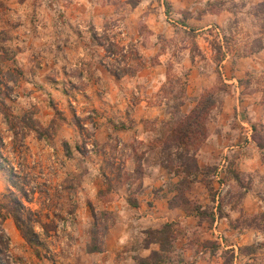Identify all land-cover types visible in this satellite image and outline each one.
Segmentation results:
<instances>
[{"label":"rangeland","instance_id":"374dc122","mask_svg":"<svg viewBox=\"0 0 264 264\" xmlns=\"http://www.w3.org/2000/svg\"><path fill=\"white\" fill-rule=\"evenodd\" d=\"M262 50L264 0H0V264H140L151 239L145 231L153 228L143 229L118 209L138 205L152 166H174L152 183L164 177L172 205L210 221L209 237L189 235L197 252L211 250L221 264L264 260V253L256 255L258 244L232 240L230 221L212 216L214 205L221 212L230 198L242 196L239 185L250 174L233 167L227 143L212 150L214 159L205 165L198 159L210 118L233 94V77L264 148V54L239 60ZM71 64L84 71L70 74ZM85 72L87 79L77 83ZM196 89L197 101L188 103ZM61 98L73 123L54 132L57 119L68 121L57 107ZM208 98L215 104L204 118V139L186 144L188 151L186 145L167 147L171 130ZM143 99L161 105L160 114L146 117L143 106L137 113L134 105ZM17 120L37 133L33 163L19 146L7 147L5 128L17 137ZM41 121L49 127L37 128ZM189 165L188 173L178 172ZM261 182L264 191V177ZM166 223H172L169 244L161 250L155 243L150 261L158 259L153 250L173 258L174 241L185 230ZM193 227V221L186 224ZM252 253L251 262L246 257ZM179 262L195 264L183 257Z\"/></svg>","mask_w":264,"mask_h":264},{"label":"crops","instance_id":"0c3cea01","mask_svg":"<svg viewBox=\"0 0 264 264\" xmlns=\"http://www.w3.org/2000/svg\"><path fill=\"white\" fill-rule=\"evenodd\" d=\"M262 54H264L263 50L254 55L244 56L239 60L253 61L255 56L260 57ZM192 74L196 76L197 72L192 70ZM230 84L233 86V94L230 93V101H228V97H226L227 100L225 99L226 101L222 105V110L216 111L215 117L210 118L209 136L198 153V159L201 166L205 165L207 162H210V159H214V156L211 157V154H214L212 150L217 152L224 143H227V147L230 144V152L228 154L230 155L229 158L233 163V167L250 174L251 180H248L245 184L239 185L240 188L244 190L242 196L230 198V202L220 207V210H222L221 212H216L214 205V213L212 216L214 218L216 216L221 217L223 222L224 220L227 222L230 221L229 227L232 240H237L239 243H249L253 240L258 244L260 246L256 254L258 256L261 252L264 253L261 251L264 249V247H262L263 243L261 242L262 238H264V191H260L263 185L261 180L264 177V148L257 145L258 142L253 133L255 130V128L253 130V125L255 124L251 122V119L247 115H244L246 113L242 109L244 102L242 97H240L242 91L239 87L238 78H230ZM189 88L190 90L192 89L191 84ZM197 92V89L192 92V95H190L192 97L187 100L188 103L192 101L195 103V101H197ZM134 106H136L137 113L139 107L142 108L143 106L144 110L142 111H144L146 117H156L158 113L160 114V109L157 107H161V105L157 104L155 107L145 99L136 103ZM156 108L158 111L155 110ZM236 110L239 112L238 117H235ZM242 126H245V128H242ZM131 131L138 136L135 128L131 129ZM238 142L242 145V149L234 153V148L241 147L237 145ZM163 170L171 174L168 169L162 166H152L147 169L143 181V194L142 197H140L138 205L135 207H124L122 211L118 209L119 215L126 213L134 215L135 221L139 222V225L141 224L140 226L143 225V229H156L166 222H175L181 224L185 228V230L182 231L183 233L174 241L175 245L171 252L173 258H168L166 261L156 264H180L184 262H179V259H182V257L185 259H193L195 264H221L222 261L219 255L211 250H207L206 252L203 250L205 254H202L203 252L201 251L197 252L199 245L195 243L196 241L191 242L189 240V235L193 231H196L194 233H197L200 237L201 235L202 237L204 235L208 236L211 231L210 221L208 222L204 216L200 217L198 214H188L182 204L172 205L170 200L172 192L167 187V182L164 177L158 178L152 183V179H156L158 177V172H164ZM198 178L199 179L196 181V184L200 187L198 194L203 198L204 193L202 190L205 185L201 180V176ZM194 186L195 184L193 188ZM197 202L203 204V199L198 198ZM190 221H193L195 224V227L192 229L186 228V224ZM227 225L226 223V226ZM114 228L120 229V225L116 222ZM114 228L111 229L110 233L114 231ZM109 236L111 237V235ZM121 242H124V238ZM154 246L157 245L151 243L149 246L143 247V249L148 251L142 254L144 258L149 256V251L154 249ZM114 248H117V246L114 245ZM155 249H157V247H155ZM253 255L255 254L252 253V255H248L246 258H248L249 261L255 260L251 258ZM177 257H179L178 260ZM255 264H264V260L256 258Z\"/></svg>","mask_w":264,"mask_h":264},{"label":"trees","instance_id":"16d2710c","mask_svg":"<svg viewBox=\"0 0 264 264\" xmlns=\"http://www.w3.org/2000/svg\"><path fill=\"white\" fill-rule=\"evenodd\" d=\"M215 100L213 98H208L205 102L204 100H201L200 103L193 109L192 112L188 113L185 117H183L182 124L179 126H175L171 130V133H169V137L166 141V146L170 147L171 144H175L177 146H182V145H194L197 140L201 138L204 139L206 133V125L204 122V118L207 115L209 109L214 106ZM186 145V150H189V146ZM187 158L189 156L186 154ZM180 159L183 158V155L181 154L179 156ZM166 166V165H165ZM168 169H173L171 166H166ZM191 165L187 167V171H180L178 172H183V173H188L189 170H191ZM172 226V223H165L158 229H149L146 230L145 232L149 235H151V239H149L148 242H146V246H149L151 243H160L161 245V250H165L166 248V243L167 245L169 244V239H168V234L170 232V227ZM108 229V228H107ZM172 246V245H171ZM98 246L94 242L92 244V250H97ZM152 254L156 255L158 257L157 260L150 261L147 258H143L142 261H140V264H156L160 262L166 261L167 257L163 256L160 254L158 250H153Z\"/></svg>","mask_w":264,"mask_h":264},{"label":"clouds","instance_id":"9594fccd","mask_svg":"<svg viewBox=\"0 0 264 264\" xmlns=\"http://www.w3.org/2000/svg\"><path fill=\"white\" fill-rule=\"evenodd\" d=\"M68 71L70 74L79 76V72L84 71V69L80 68L77 64H71L69 65ZM55 76V72L53 73ZM61 75H63L61 73ZM96 75H99V73H96ZM88 77V73L85 72V76L83 78L77 79V83H83L84 80H86ZM58 79H54L53 81H57ZM50 87L53 89H56L58 87V84L50 83ZM57 94H60V92L56 91ZM61 95V94H60ZM57 107L61 108L63 112L67 113L66 109V102L61 98L59 105ZM78 115H80L79 109L82 108V105H78ZM86 115V113H84ZM20 115L19 112L16 113V116L18 117ZM0 119H3L2 114H0ZM36 119H39V117H36ZM9 121H12V117H9ZM16 123V127L13 128V131H16L18 133L17 137L13 138L12 133L7 131V128H5V134L8 137L7 147L9 150H13L16 147H20L21 152L23 153V157L26 159V163L30 164L35 162V151L33 148V145H35L34 137L37 135L36 131H29V127L25 128L23 124L19 123V121H14ZM73 123L71 120V115L68 114V121L65 123H61L59 119L55 122L53 125L54 132L59 131L61 127L67 128L69 124ZM40 125H43L44 128H48V123L41 121L39 125L36 127H40ZM74 127V126H73Z\"/></svg>","mask_w":264,"mask_h":264},{"label":"built area","instance_id":"2783aa9c","mask_svg":"<svg viewBox=\"0 0 264 264\" xmlns=\"http://www.w3.org/2000/svg\"><path fill=\"white\" fill-rule=\"evenodd\" d=\"M220 239L222 240V237H220Z\"/></svg>","mask_w":264,"mask_h":264}]
</instances>
